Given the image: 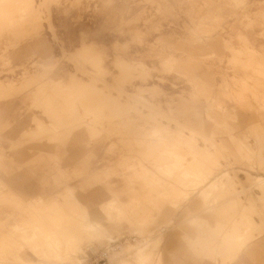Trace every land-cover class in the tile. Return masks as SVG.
Segmentation results:
<instances>
[{
  "label": "rangeland",
  "instance_id": "374dc122",
  "mask_svg": "<svg viewBox=\"0 0 264 264\" xmlns=\"http://www.w3.org/2000/svg\"><path fill=\"white\" fill-rule=\"evenodd\" d=\"M263 67L264 0H0V264H264Z\"/></svg>",
  "mask_w": 264,
  "mask_h": 264
},
{
  "label": "crops",
  "instance_id": "0c3cea01",
  "mask_svg": "<svg viewBox=\"0 0 264 264\" xmlns=\"http://www.w3.org/2000/svg\"><path fill=\"white\" fill-rule=\"evenodd\" d=\"M240 1V0H239ZM242 1V0H241ZM90 46V45H92V44H87V43H82L81 44V46ZM206 45L208 46V45H213V42L211 41H209V42H207L206 43ZM79 50V49H78ZM179 62H181L180 64H183V63H185L186 64V66L185 67H187V68H189V70L191 71V75L193 76H195V72L198 70V68H199V65H198V63H197V61H196V59H195V57H193V56H190V57H188V58H186L185 60L184 59H177ZM83 89V88H82ZM39 93H42V89H37V91H36V94L34 93L33 94V96L31 97L33 100H35V99H38V96H39ZM46 99V101H48V99H50V98H48V97H46L45 98ZM18 102H20V103H23V100H19ZM20 103H19V105H18V103H15V102H12V100L10 101H7L6 102V104H0V129H3V128H5L6 126H8L10 123H11V121L12 120H14V119H17V117L19 116V110H20V108H21V106H20ZM51 103H52V101H51ZM63 106H61V108H62ZM60 116H64V115H60ZM196 125V124H195ZM197 127H202V124L199 122L198 123V125H196ZM258 126H260L261 127V122L258 124ZM191 129H193V130H195L196 131V129L194 128V127H190ZM197 132V131H196ZM1 150V149H0ZM263 164H264V161H263ZM1 165V164H0ZM166 171L168 170V169H165ZM165 170H163V172H166ZM257 178H261V176H258V177H256L255 179H256V181H257ZM161 195V194H160ZM259 195L260 194H257L256 196L259 198ZM66 196H69L70 198H73V194H72V192H71V190L70 189H67V195ZM146 196H147V198H151V195L150 194H147L146 193ZM156 199H154V200H152L153 202L155 201ZM198 200V202L196 201V202H194L195 203V205H193V204H191V206H193V207H195V210H196V214L197 215H194V216H192V217H190L189 219H188V221H189V223H191L192 221H194V222H198V220H202L203 219V221H205V222H207L205 219H206V215H204L205 213H203L202 212V209H201V199H197ZM67 201V200H66ZM111 201H113L114 202V200H109L108 202H107V204H109ZM77 201H76V199H74V203L70 206V208L72 209V208H78L77 207ZM235 202L233 201V199L232 198H228L225 202H223V203H221V204H219L216 208H215V210H214V213H212V214H210V216L211 215H213L214 216V218H216V222H222L221 224L222 225H224L223 223L224 222H228V218H227V214H228V212H229V210H230V208L232 207V204H233V206H235L236 204H234ZM114 205H116L115 203H114ZM134 206V205H133ZM116 207V206H115ZM70 209V210H71ZM79 209V208H78ZM186 209L187 210H190V205H188L187 207H186ZM81 210V212H82V214L86 217V219H87V221H89V222H91V223H94L91 219H90V214H89V212L87 211V210H85V209H80ZM202 215H204V216H202ZM212 217V216H211ZM0 221H1V219H0ZM231 221H233V219L231 220ZM242 221V220H241ZM99 222V221H98ZM234 222H235V220H234ZM255 223V222H254ZM94 224H96V225H98L101 229H102V227L105 229V231H107L106 229H107V227H105L104 225H102L100 222H99V224L100 225H102V227L99 225V224H97V223H94ZM235 224V223H234ZM220 226V228H222V227H224V226ZM236 229V231H237V233L239 234V235H244V233H245V230H246V225L243 227V229L241 230V231H239L238 230V226L237 225H233ZM17 227H20L21 228V225H18V224H16V223H14V224H12L11 225V228L14 230V231H17ZM29 231V233H31L32 231L31 230H28ZM233 232V231H232ZM232 232H227V231H223V233H221V234H227V235H230ZM222 235V236H223ZM20 238H23V239H26V238H32V236H23V235H21L20 236ZM223 238V237H222ZM20 240V239H19ZM14 241V240H13ZM17 244L18 245H22L20 242H17ZM253 244H255L254 242L252 243V245ZM228 245H229V243H227L226 245H224L223 244V241H221V244L220 245H218L219 247L218 248H220L221 249V251H225L226 249H227V247H228ZM258 245H261L260 243L258 244ZM16 247V246H15ZM81 251H83L82 249H81ZM41 255H43L42 256V258H44L43 260L45 261L44 263L45 264H55L54 263V261H55V256L54 255H50L45 249H43L41 252ZM21 260H22V258H21ZM26 262H28V261H24V263H26ZM110 264H129V262L126 260V261H115V262H111Z\"/></svg>",
  "mask_w": 264,
  "mask_h": 264
},
{
  "label": "built area",
  "instance_id": "2783aa9c",
  "mask_svg": "<svg viewBox=\"0 0 264 264\" xmlns=\"http://www.w3.org/2000/svg\"><path fill=\"white\" fill-rule=\"evenodd\" d=\"M121 243L116 241L108 242L103 248H101L97 253L88 257L83 264H107L109 256L113 251H116L120 247Z\"/></svg>",
  "mask_w": 264,
  "mask_h": 264
},
{
  "label": "bare ground",
  "instance_id": "6f19581e",
  "mask_svg": "<svg viewBox=\"0 0 264 264\" xmlns=\"http://www.w3.org/2000/svg\"><path fill=\"white\" fill-rule=\"evenodd\" d=\"M264 68V67H263ZM210 186H212V185H209V186H207L206 187V191L205 192H203L204 194H202L203 195V198H207V197H209V192H210ZM215 187V186H214ZM212 188V187H211ZM203 191V190H202ZM204 200V199H203ZM233 205V204H232ZM73 216H75V215H77V214H72ZM57 216V215H56ZM85 219H86V217H85ZM83 227L87 230V231H94V230H97V229H101L98 225H96V224H94V223H91V222H89V221H87V219L85 220V222H84V224H83ZM38 229V228H37ZM81 229V228H80ZM16 234V233H15ZM16 236H17V234H16ZM67 236H69V235H67ZM71 237V236H70ZM11 239V238H10ZM22 239V238H21ZM32 239L33 238H26V239H22L25 243H28V242H31L32 241ZM111 241H113V240H111ZM9 244L11 245V247H13V246H16V248L17 249H19V247H23L22 245H18L17 244V242H14V241H12V242H10V240H9ZM9 246V245H8ZM119 249V248H118ZM117 251V250H116ZM114 252V251H113ZM113 252L110 254V256H109V264L112 262L111 261V256H112V254H113ZM27 263H29V262H27ZM25 264V263H24ZM81 264V263H80Z\"/></svg>",
  "mask_w": 264,
  "mask_h": 264
}]
</instances>
